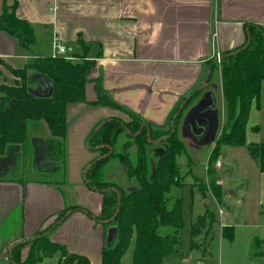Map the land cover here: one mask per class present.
<instances>
[{
    "label": "crops",
    "instance_id": "1",
    "mask_svg": "<svg viewBox=\"0 0 264 264\" xmlns=\"http://www.w3.org/2000/svg\"><path fill=\"white\" fill-rule=\"evenodd\" d=\"M12 6L16 7L18 18L27 20L33 26L38 39V52H28L17 39L0 30L1 59L22 67L33 57L56 53L53 49L55 41L76 47L81 36L89 45V57L96 63L91 74L92 81L86 85L87 101L97 98L94 81L97 79L115 102L138 114L147 124L168 126L167 130L169 126L177 127L178 131L182 118L185 119L189 113L188 108L192 110L193 103L201 99L199 107L192 113L197 111L202 114L197 124L203 132L192 135L194 132L188 120H184L182 131L196 140L204 137L207 127L208 143L212 142L210 125L215 124V111L217 132L222 131L225 122L219 59L246 43L250 25L264 28V0H0V13L5 7ZM78 49L80 51L79 46ZM1 69H5L2 64ZM4 77L0 76V79ZM263 89L264 82L260 104L253 105L251 114L253 110L264 114ZM210 93L214 96L215 106L206 111L212 102L206 96ZM216 104L223 107V118L215 108ZM123 115L126 114L107 106L93 108L86 103L68 105L70 126L62 164L68 181L66 178L65 181H58L60 184L64 182L65 189L49 180L4 177L12 172L14 165L11 160L9 163L0 160V261H8V253L14 245L33 239L40 231L46 230L66 208L83 206L95 216L101 214L102 196L89 189L85 180L86 168L99 155V152L90 150L88 140L102 122ZM42 124L45 138L58 140ZM218 136L213 141H217ZM35 140L40 142V139ZM50 161L48 165L52 166L54 162ZM217 162L220 164V159ZM257 168L260 180L258 228L263 232H249L252 235L246 243L247 254H255L264 264V173L260 172L259 165ZM54 170L57 171V166ZM217 183L221 185L219 180ZM93 199L97 203H94L95 207ZM83 215H74L70 211L65 221L49 232L50 238L65 246L75 233L78 234L66 227L68 222L83 219L90 225L99 224L103 232L99 241L86 233L81 237L78 234L75 243L85 244L83 251L86 253L81 254L100 264L101 251L109 232H104V222L98 223L85 213ZM230 235L232 238L227 240L233 241L235 232ZM68 250L79 252L78 248ZM247 254L245 257L248 259ZM128 258L126 263H129Z\"/></svg>",
    "mask_w": 264,
    "mask_h": 264
},
{
    "label": "trees",
    "instance_id": "2",
    "mask_svg": "<svg viewBox=\"0 0 264 264\" xmlns=\"http://www.w3.org/2000/svg\"><path fill=\"white\" fill-rule=\"evenodd\" d=\"M0 30L17 39L27 51H31L36 43L33 26L17 17L15 6L5 7L0 13ZM249 32L248 40L242 47L225 54L220 60L225 122L209 164L217 163L224 145H247L260 172L264 173V143H247L251 110L254 104H260L264 82V28L250 25ZM77 44L80 48L78 52L33 57L22 67L13 66L0 58V64L13 76L11 81L0 79V157L10 154L12 147L20 149L26 145L29 123L41 122L47 126L51 136L59 140L47 139L49 148L56 149L53 150L61 156L63 164L70 126L67 118L69 104L86 103L93 108L107 106L122 111L131 118L130 122L119 118L107 119L97 126L88 140L90 150L99 152L100 157L88 167L85 180L89 189L102 196L101 214L95 216L83 206L69 207L64 211H81L98 223L116 227L114 238L107 240L102 248L100 264H165L164 258L174 252L180 243L182 211L179 202L172 209L168 207V193L172 186H181L178 157L184 153L185 144L177 127L169 126L167 130L168 126L147 124L138 114L115 102L97 79L94 80L97 98L87 101L86 85L92 81L91 74L96 63L89 57V45L81 36ZM0 76L6 75L0 70ZM128 131L137 146L139 157L136 167H130V162H127V151L116 153L113 148L117 135L120 132L127 134ZM126 145L130 144L127 142ZM118 155L138 179L139 187L125 190L101 178L105 162ZM210 189L216 198L221 196V185L216 179ZM65 214L33 239L14 245L8 253L9 263L39 264L44 257L57 254L59 264H96L86 255L70 252L64 245L51 240L49 231L65 221ZM213 220L211 212L199 216L192 225L193 237L201 233L207 221L210 225ZM168 227L174 229V234L165 232ZM193 247H196L195 243ZM128 254L130 261L126 263Z\"/></svg>",
    "mask_w": 264,
    "mask_h": 264
},
{
    "label": "rangeland",
    "instance_id": "3",
    "mask_svg": "<svg viewBox=\"0 0 264 264\" xmlns=\"http://www.w3.org/2000/svg\"><path fill=\"white\" fill-rule=\"evenodd\" d=\"M37 41L38 39L36 38V43ZM36 43L31 47V51L28 52H38ZM67 47L68 49L74 48L76 51H79L78 46L74 47L69 45ZM54 50L53 53L56 51ZM73 52L74 50L71 49L67 54ZM1 71L6 75L4 78L7 81L12 80L13 76L9 71L5 69H1ZM208 90L214 93V91ZM214 94L217 95L218 93L215 92ZM220 100L221 94H219ZM200 102L201 99H197L193 103L194 108L192 110H190V107L188 108L189 113L185 119L182 118L183 125L182 122L178 125V134L184 137L183 142L185 144L184 153L178 157L182 182L181 186L171 187L168 193V207L172 209L177 202L180 203L183 225L180 231L179 245L174 252L164 258V262L166 264H262L260 263L261 258L259 260L253 253L247 254L248 242L246 243L247 238L252 235L249 232H263L258 228L260 221L259 215L257 214V208H260L258 205L260 181L258 178V164L250 155L247 145L239 147L224 145L221 148V156L217 159V161L220 159L221 165L218 162L215 165L209 164V158L216 141L208 143L207 127L203 133L204 137L202 139L196 138V140L190 139V134L188 135L187 132L184 135L182 131V128H185L184 120H189L192 117V111L199 107ZM215 108L222 114L221 118H223V107L216 104ZM113 118L119 117L116 116ZM119 119L126 123L131 121L128 115H123ZM254 124L257 125L253 127ZM194 128L197 129L196 127ZM28 129V141L26 145H23L21 150L12 147L10 148V154L6 157H0V160L5 163L11 160L14 165V171L12 170V172H9L4 177L10 179L49 180L65 189L64 182L63 184L56 182H62L65 176L68 181V176L65 174V167L61 163V156L55 152L56 149L53 148L55 151L49 150L50 143L45 138L43 124L41 122H31L29 123ZM220 131L221 129L217 132L216 137L220 135ZM198 134H200L199 131L197 132ZM35 139H40V142ZM127 142L130 144L129 146H125ZM247 143H264V114L260 111H252L247 131ZM113 148L116 153L127 151V162H130V167L137 166L139 157L137 146L133 135L129 131L127 134L120 132L117 135ZM92 152L97 153V151ZM149 154L150 156L153 155L150 149ZM99 157L100 153L98 157L95 156L94 159L92 158L93 160L90 164ZM50 160L54 162L52 166H49L51 163ZM55 165L58 168L57 171L54 170ZM40 166L44 167L41 168ZM88 167L85 171H87ZM101 172V178L104 181L121 186L125 190L140 186L138 179L129 172V166L126 161L119 155L111 157L105 162ZM215 179L221 183V196L219 198H216L210 189V185ZM94 203H96L95 199H93V206L95 207ZM69 212H60L57 218H60L65 213L67 216ZM206 212H211L214 220L210 225V221H207V225L201 230V233L193 237V223L197 222L199 216H204ZM73 214L84 216L81 211H76ZM255 214L257 215L255 216ZM57 218L54 220V223ZM66 227L69 229L72 228V232H78L80 237L88 233L90 234L89 236L93 235L98 241L100 240L101 233H103L101 232V226L99 224L96 226L93 224L90 225V223L83 222V219H78L75 223L68 222ZM227 227H232V229H225ZM104 228V232H108L110 227L104 225ZM165 232L174 234L175 231L173 228L168 227L165 229ZM223 232H226L227 235H224ZM233 232L236 235L233 238L234 240H227L231 239L229 238V234H233ZM78 234L75 233V237L70 239L68 241L70 243L65 246L69 249L78 248L79 252L77 253L84 254L86 253L83 251L85 244L75 243ZM194 243L196 247H193ZM24 251L26 253V249ZM246 254L249 256L248 259L245 257ZM128 260L130 261L129 258ZM0 264L10 263L3 259V261H0ZM39 264H59V255L44 257Z\"/></svg>",
    "mask_w": 264,
    "mask_h": 264
},
{
    "label": "water",
    "instance_id": "4",
    "mask_svg": "<svg viewBox=\"0 0 264 264\" xmlns=\"http://www.w3.org/2000/svg\"><path fill=\"white\" fill-rule=\"evenodd\" d=\"M206 96H208L209 98H211V104L207 107V109H206V111H210V109L211 108H213L214 106H215V104H214V102H215V100H214V96L210 93V94H207ZM215 124H214V126H211L210 125V129H211V134H210V141H212L213 142V140L215 139V137H216V132H217V130H218V122H217V112L215 111ZM206 130V129H205ZM116 231H117V229H116V227H110V229H109V237H108V240H110V239H113L114 238V236H115V234H116Z\"/></svg>",
    "mask_w": 264,
    "mask_h": 264
},
{
    "label": "flooded vegetation",
    "instance_id": "5",
    "mask_svg": "<svg viewBox=\"0 0 264 264\" xmlns=\"http://www.w3.org/2000/svg\"><path fill=\"white\" fill-rule=\"evenodd\" d=\"M202 116V114L200 112L194 111L192 113V117L189 118V120L187 122H189V126H191V130H193L194 133H192V135L197 134V132L199 131L200 133L202 132L201 128L198 126L197 121L198 119ZM194 127H196L197 129H195Z\"/></svg>",
    "mask_w": 264,
    "mask_h": 264
},
{
    "label": "built area",
    "instance_id": "6",
    "mask_svg": "<svg viewBox=\"0 0 264 264\" xmlns=\"http://www.w3.org/2000/svg\"><path fill=\"white\" fill-rule=\"evenodd\" d=\"M54 49L56 50V53H54L53 55H65L66 53H68V48L57 41L54 42Z\"/></svg>",
    "mask_w": 264,
    "mask_h": 264
}]
</instances>
